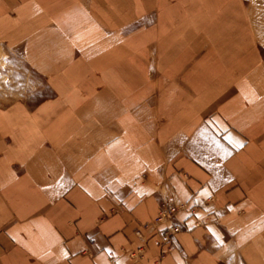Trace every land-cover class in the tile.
Returning a JSON list of instances; mask_svg holds the SVG:
<instances>
[{"label": "crops", "instance_id": "1", "mask_svg": "<svg viewBox=\"0 0 264 264\" xmlns=\"http://www.w3.org/2000/svg\"><path fill=\"white\" fill-rule=\"evenodd\" d=\"M0 47V264H264V0H0Z\"/></svg>", "mask_w": 264, "mask_h": 264}, {"label": "rangeland", "instance_id": "2", "mask_svg": "<svg viewBox=\"0 0 264 264\" xmlns=\"http://www.w3.org/2000/svg\"><path fill=\"white\" fill-rule=\"evenodd\" d=\"M30 80L31 76L25 68L19 53L13 52L8 49L6 50L0 47V102L5 103L9 101H14L16 99H19L26 93H29L31 89ZM164 204L173 208H177L178 211L171 218L160 223L159 225H155L153 227L151 225L153 229L147 230L145 227H143L146 224H156L157 218L159 217L160 211L162 210ZM183 208L184 206L162 201L160 204L158 216L149 222L139 225V227L136 228V230L134 231L135 236L142 240L143 245L137 251L131 252V258L135 261L142 260L145 256L147 244L149 241H152L157 247L160 248L161 258L166 256L168 251H170V249L173 247L174 237L179 234V232L172 234V236L167 242H164V238H162V233L165 230L170 229L174 226H180L181 232L183 231L182 225L171 223L173 220L176 219V215L179 210ZM168 223L171 224L168 225ZM141 235H143L145 239H143ZM162 239L163 244L161 246L157 245L156 241H161Z\"/></svg>", "mask_w": 264, "mask_h": 264}, {"label": "built area", "instance_id": "3", "mask_svg": "<svg viewBox=\"0 0 264 264\" xmlns=\"http://www.w3.org/2000/svg\"><path fill=\"white\" fill-rule=\"evenodd\" d=\"M178 211L177 208H173V207H170V206H167V205H163V208L162 210L160 211V214H159V217L157 218V222L156 224L153 223V224H146L145 227L147 230L149 229H153L152 227L155 226V225H159L160 223L166 221L167 219L171 218L176 212ZM152 225V227H151ZM180 233L181 232V227L180 226H174L170 229H167L165 230L163 233H162V238H164V242H167L169 240V238L172 236V234H175V233ZM141 234V232H140ZM139 234V235H140ZM143 239H145L143 237V235H141ZM157 245H162L163 244V239L161 241L157 240L156 241Z\"/></svg>", "mask_w": 264, "mask_h": 264}, {"label": "snow or ice", "instance_id": "4", "mask_svg": "<svg viewBox=\"0 0 264 264\" xmlns=\"http://www.w3.org/2000/svg\"><path fill=\"white\" fill-rule=\"evenodd\" d=\"M210 231H211V229H210Z\"/></svg>", "mask_w": 264, "mask_h": 264}]
</instances>
